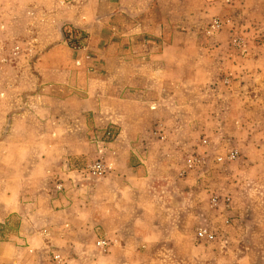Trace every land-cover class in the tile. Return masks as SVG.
<instances>
[{"label":"rangeland","instance_id":"374dc122","mask_svg":"<svg viewBox=\"0 0 264 264\" xmlns=\"http://www.w3.org/2000/svg\"><path fill=\"white\" fill-rule=\"evenodd\" d=\"M95 4L78 9L81 22L115 17ZM150 4L147 15L169 16L158 22L156 36L174 40L171 66L148 94L153 104L112 101L119 118L113 127L103 123L104 109L55 100L39 105L40 87L64 96L83 90L89 58L86 51L84 63L72 58L74 49L87 47L88 34L74 27L83 38L59 41L55 57L69 76L43 81L34 76L38 58L58 44H42L34 30L8 28L0 14V164L15 166L0 168V184H41L48 195L71 201L57 208L76 217L54 228L63 226L69 238L47 252V264H54V253L64 264H264V0ZM215 19L220 27L211 28ZM111 25L105 34L114 38L134 42L147 34ZM7 130L11 136L1 143ZM231 150L236 155L229 159ZM130 152V164L146 167L151 180L174 183L133 184L119 204L121 184L104 185L105 174L93 175L90 167L124 168ZM200 228L213 238L199 240ZM98 240H107V249Z\"/></svg>","mask_w":264,"mask_h":264},{"label":"crops","instance_id":"0c3cea01","mask_svg":"<svg viewBox=\"0 0 264 264\" xmlns=\"http://www.w3.org/2000/svg\"><path fill=\"white\" fill-rule=\"evenodd\" d=\"M62 1L0 0V14L6 16L5 23L8 28L21 26L24 29L27 28L28 31L34 30L38 32L42 44H58L41 53L38 58L36 66L39 72L34 76L43 81H47L50 75L58 78L69 73L61 67V59L55 57L57 47L62 46L59 41L63 40V25L67 23L88 34L87 47L74 49L72 58L74 62L79 60L84 63V51L89 58L87 63L90 69L83 90L78 92L71 90L68 92L70 95L64 96L56 91L48 90L46 86L40 87L37 91V95L40 97L39 105L46 108L49 101L55 100L59 105L70 104L73 106L76 104L74 107L88 106L96 111L104 109L108 115L105 116L103 123L113 127L112 125H115L119 118L112 114L114 110L111 109L116 103L112 101L125 104L130 98L136 97L141 104H153L154 101L148 94L157 87L158 78L165 77L171 66L170 53L175 44L174 40L164 42L156 36L157 27H161L158 22H170L169 16L157 17L155 15L154 18L151 14H146L150 9V3L154 0H94L95 5L99 7L111 8L110 15L115 17L100 16L96 20L97 22H81L79 13L82 11L78 9L84 4L86 7L90 4L93 5L94 1L87 0L80 5L63 4ZM157 6V11L159 10L163 15L164 7L160 3ZM115 21L120 22L122 28V25H125L124 29L131 31L140 29V32L147 34H143L139 40L134 42L128 37L114 38L110 32H108L109 35H106V29L116 28L111 25V22ZM128 22H132V24L127 26ZM45 29L50 31L47 36H44L43 33ZM146 35L150 36L145 38ZM99 41H102L101 45L98 44ZM88 48L92 51H87ZM55 68L58 70L55 71ZM61 91H66V88L63 87ZM29 104L36 106L34 101ZM10 124L12 123L10 122ZM10 136L11 132L7 130L1 143ZM119 136H121L120 132L117 137ZM131 158L130 152L127 156L126 167L117 168L116 166V170H110L103 177L104 185L121 184L117 199L119 204L126 202L125 191H133V184L174 183L167 177L159 181L151 180L147 168L142 165L137 168L133 167L130 164ZM4 167L9 171L15 166L11 163H7L5 166L0 164V168ZM182 179L178 180L182 181ZM45 192L41 184H0V264H47V252L59 242H64L69 238V234H66L62 228L63 226L57 231L54 228L59 219L61 222L63 218L76 217L70 208L66 210L57 208L63 203L71 201L65 197L64 200H61L59 193L55 192L53 196ZM72 199L74 200V197ZM139 218L136 216L135 220Z\"/></svg>","mask_w":264,"mask_h":264},{"label":"built area","instance_id":"2783aa9c","mask_svg":"<svg viewBox=\"0 0 264 264\" xmlns=\"http://www.w3.org/2000/svg\"><path fill=\"white\" fill-rule=\"evenodd\" d=\"M84 1L86 0H63L62 3H70V2H74L76 4H82ZM220 22L219 20L215 19L212 24H211V28H217L220 27ZM74 27H67L64 29V33L66 34V36L63 35V38L65 40L66 43H71L73 42L77 36L76 33L73 32ZM234 44H238V40L236 38H234L233 40ZM108 134L110 133L109 131L107 132ZM203 143H206V140H203ZM236 155V151H229V153L226 155L227 158L232 159L234 158V156ZM218 161L222 160V157H217ZM189 166H191L189 164ZM111 167L109 164H103L101 162H96L95 164L91 165L90 167V171L93 175H102V174H107L110 171ZM185 173V171H182L180 174L183 175ZM56 189L60 190L61 189V184H57L56 185ZM212 204H216V200L215 198H213L211 200ZM197 238L199 240H211L214 236L213 232H211L210 230H208L207 228H200L197 233ZM96 245L101 248L102 250L107 249L109 242L107 240H98L96 242ZM52 259L54 261V264H64L65 261L62 260V257L60 254L58 253H54L52 255Z\"/></svg>","mask_w":264,"mask_h":264},{"label":"trees","instance_id":"16d2710c","mask_svg":"<svg viewBox=\"0 0 264 264\" xmlns=\"http://www.w3.org/2000/svg\"><path fill=\"white\" fill-rule=\"evenodd\" d=\"M73 32H75L76 34H78L79 36H78V38H76L71 44H76L77 43V41H79L81 38H83L84 37V34H83V32H81L80 30H78V29H73ZM63 35L64 36H66V34L63 32Z\"/></svg>","mask_w":264,"mask_h":264}]
</instances>
